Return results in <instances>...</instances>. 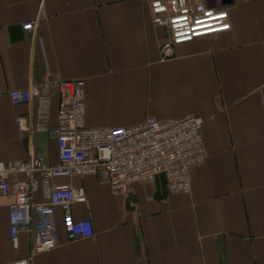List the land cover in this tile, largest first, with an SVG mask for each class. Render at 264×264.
Here are the masks:
<instances>
[{
	"label": "crops",
	"instance_id": "obj_1",
	"mask_svg": "<svg viewBox=\"0 0 264 264\" xmlns=\"http://www.w3.org/2000/svg\"><path fill=\"white\" fill-rule=\"evenodd\" d=\"M203 1L228 10L231 30L176 46L162 62L166 31L153 26L148 0H0L1 162L37 155L56 165L54 140L16 128L17 116L35 127V102L13 106L8 97L46 72L84 82L87 127L193 116L207 152L186 196L169 194L163 175L124 197L98 176L58 179L83 190L86 204L72 214L91 222L93 237L69 243L60 230L59 247L32 264H264V0ZM50 99L52 129L59 98ZM12 203L0 195V264L30 254L27 234L11 249Z\"/></svg>",
	"mask_w": 264,
	"mask_h": 264
},
{
	"label": "built area",
	"instance_id": "obj_2",
	"mask_svg": "<svg viewBox=\"0 0 264 264\" xmlns=\"http://www.w3.org/2000/svg\"><path fill=\"white\" fill-rule=\"evenodd\" d=\"M148 5L153 26L166 31L159 48L162 62L173 57L176 46L231 30L228 10L211 8L203 0H148ZM51 93L59 98L52 129L47 125ZM8 97L13 106L36 104L33 129L22 116L15 118L20 133H45L57 145L53 166L37 155L26 161H0V195L13 198L8 217L11 249H17L20 234H27L30 242L29 257L10 264H32L36 255L59 247L60 230L69 243L93 237L91 222L76 220L72 214L74 205L86 204L83 190L57 184L58 179L98 176L114 196L124 197L133 184L151 183L163 175L169 194L186 196L191 192L190 170L207 157L203 120L197 117L149 118L141 125L119 128L87 127L81 80L62 81L46 72L37 84L10 91ZM20 175L22 181L17 180ZM36 194L41 202L34 201Z\"/></svg>",
	"mask_w": 264,
	"mask_h": 264
},
{
	"label": "rangeland",
	"instance_id": "obj_3",
	"mask_svg": "<svg viewBox=\"0 0 264 264\" xmlns=\"http://www.w3.org/2000/svg\"><path fill=\"white\" fill-rule=\"evenodd\" d=\"M212 8V7H211Z\"/></svg>",
	"mask_w": 264,
	"mask_h": 264
}]
</instances>
